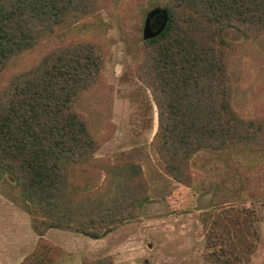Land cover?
Here are the masks:
<instances>
[{
  "label": "trees",
  "instance_id": "1",
  "mask_svg": "<svg viewBox=\"0 0 264 264\" xmlns=\"http://www.w3.org/2000/svg\"><path fill=\"white\" fill-rule=\"evenodd\" d=\"M100 1L0 0V75L15 57L38 47L70 18L89 16ZM164 9L166 26L142 42L135 73L156 107L151 146L160 167L190 187V162L200 152H264V125L233 109L231 45L223 38L228 28L247 40L264 37V0H168ZM104 59L94 42L61 46L0 87V176L12 178L39 237L19 264H60V251L43 239L46 232L98 240L136 218L148 199L140 164L95 158L100 143L74 110L81 94L100 81ZM89 171L104 178L81 188L79 179ZM229 212L213 220L209 215L208 263L240 264L255 250L253 216L241 210L230 218ZM240 216L249 226L243 238L247 222ZM84 264L114 263L101 258Z\"/></svg>",
  "mask_w": 264,
  "mask_h": 264
},
{
  "label": "rangeland",
  "instance_id": "2",
  "mask_svg": "<svg viewBox=\"0 0 264 264\" xmlns=\"http://www.w3.org/2000/svg\"><path fill=\"white\" fill-rule=\"evenodd\" d=\"M167 1L101 0L89 16L70 18L38 47L15 57L0 75L2 87L55 48L78 42L98 44L105 56L101 79L93 90L81 94L74 110L86 119L100 143L94 157L112 163L136 162L148 184V199L136 218L104 238L93 240L56 229L46 232L43 239L60 251V264L101 258L114 264H212L205 259L209 215L213 220L224 209L246 210L254 218L255 250L240 264H264V152H200L190 162L192 184L185 187L164 174L152 149L156 107L135 69L142 54L145 17L154 8H164ZM223 38L231 45L228 71L233 109L241 118L264 125V37L247 40L228 28ZM103 178L102 172L89 171L79 179L81 188L98 185ZM12 184L10 176H0V264H19L39 240ZM233 212L230 218L236 217ZM240 219L247 222L243 238L249 226L243 216Z\"/></svg>",
  "mask_w": 264,
  "mask_h": 264
},
{
  "label": "water",
  "instance_id": "3",
  "mask_svg": "<svg viewBox=\"0 0 264 264\" xmlns=\"http://www.w3.org/2000/svg\"><path fill=\"white\" fill-rule=\"evenodd\" d=\"M154 19H158V21L156 22L158 26L155 29L154 25L152 24V21ZM166 23L167 13L164 8H154L150 10L145 17L142 29V41L145 42L160 35L164 30Z\"/></svg>",
  "mask_w": 264,
  "mask_h": 264
},
{
  "label": "flooded vegetation",
  "instance_id": "4",
  "mask_svg": "<svg viewBox=\"0 0 264 264\" xmlns=\"http://www.w3.org/2000/svg\"><path fill=\"white\" fill-rule=\"evenodd\" d=\"M158 21V19H154L152 21V24L154 25V29L158 26V24L156 23Z\"/></svg>",
  "mask_w": 264,
  "mask_h": 264
}]
</instances>
